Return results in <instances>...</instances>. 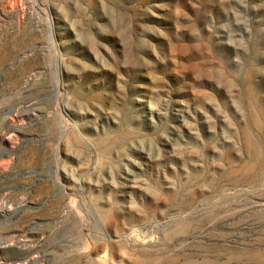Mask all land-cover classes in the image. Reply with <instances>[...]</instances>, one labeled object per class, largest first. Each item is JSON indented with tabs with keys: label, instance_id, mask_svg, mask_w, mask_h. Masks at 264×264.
Here are the masks:
<instances>
[{
	"label": "rangeland",
	"instance_id": "1",
	"mask_svg": "<svg viewBox=\"0 0 264 264\" xmlns=\"http://www.w3.org/2000/svg\"><path fill=\"white\" fill-rule=\"evenodd\" d=\"M0 264H264V0H0Z\"/></svg>",
	"mask_w": 264,
	"mask_h": 264
}]
</instances>
